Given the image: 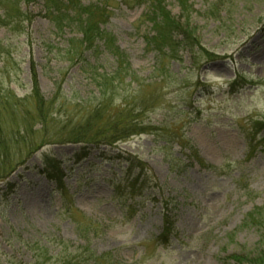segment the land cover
<instances>
[{
	"label": "rangeland",
	"instance_id": "obj_1",
	"mask_svg": "<svg viewBox=\"0 0 264 264\" xmlns=\"http://www.w3.org/2000/svg\"><path fill=\"white\" fill-rule=\"evenodd\" d=\"M78 1L107 11L100 28L142 84L118 94L147 107L139 119L151 130L77 162L83 145L72 129L97 118L89 65L110 74L117 64L88 50L68 61L66 43L79 35L56 36L41 1L20 3L28 21L0 23V96L9 92L15 103L0 107V133L25 131L24 141L0 144V264H85L86 246L115 264H240L264 254V0H165L185 31L161 59L145 42L158 30L152 0ZM33 74L44 106L53 105L43 127ZM118 157L141 161L153 180L142 196H125L130 209L113 200L117 187L126 190ZM166 205L174 232L164 248L157 239Z\"/></svg>",
	"mask_w": 264,
	"mask_h": 264
},
{
	"label": "trees",
	"instance_id": "obj_2",
	"mask_svg": "<svg viewBox=\"0 0 264 264\" xmlns=\"http://www.w3.org/2000/svg\"><path fill=\"white\" fill-rule=\"evenodd\" d=\"M29 1L33 0H0V6L4 9L0 15V23L7 27L13 23H15L14 26H18L20 22L28 21V18L22 15L19 5L22 2L28 3ZM39 1L43 4L45 18H47L54 27V34L56 36L64 34L66 31H71L77 33L80 37H74L66 43L65 51L66 56L69 57L68 61H82V58L84 59V51L88 50L91 51L93 57L96 56L97 60H99V56L102 54H107L111 56L117 64L116 69L110 74H101L98 71L99 67L89 65L90 70L88 73L90 81L99 92V98L95 97L94 100L96 102L91 106L94 108L93 116H97V118L93 119L90 117L89 121L83 122L75 127V129H72L70 135L73 137L74 143L83 145L82 152L75 157V160L79 162L86 158L92 148H113L117 143L124 142L133 136L150 131L151 129L149 126L144 125L142 120L139 119L141 116L140 114L143 113L147 107L143 104L140 105L137 100H129L127 96L123 97L120 93L118 94L122 86L125 87L129 85L130 87L136 83L134 86L141 87L142 84L136 79L127 56L119 50L113 36L100 28L103 21L105 22L107 19V11L101 9L102 7H98L97 5L84 7L78 0ZM164 2L165 0H152L149 5L148 14L152 16L151 20L154 21V26L158 27V30L155 31L154 35L145 40L147 45H153V47H155V51L158 52V59L163 58L165 49H168L172 53L176 52L174 50V33L179 32L181 29L185 31L182 27H179L180 25L178 23L171 20L168 11L165 10ZM9 4L12 8L14 6V9L8 7ZM164 43L166 45L163 46ZM1 53H5V47H3L0 42V54ZM175 57L174 55V58ZM32 77L34 82L32 86V95L38 100L39 105L37 110L38 115L36 117L41 122L42 127L47 126V121L52 119L50 113L53 105L48 104L46 105L48 106L47 108L44 106V102L39 95L35 74H33ZM126 81H128V84H126ZM136 87L133 88L132 92L136 90ZM12 97V94L9 92L8 95L0 96V107H4V111L6 108L12 109V106L15 104H11L10 102ZM99 117L100 121L96 124V120ZM257 126L260 130L259 132H264V124ZM20 131L18 130L16 133L7 136L0 133V144H4L2 141L8 142V145L12 144L14 141H24L25 131ZM51 136L52 134L48 133L44 138L51 139ZM175 138H177L178 144L182 149L189 150V156H192L191 159H195L194 161L198 164L203 163L198 158L196 151L191 148L192 146L189 141L177 136ZM58 139L57 137L55 140L59 141ZM61 143L70 142L68 139H63ZM23 144L26 145V143ZM41 147L42 146H39L38 148ZM116 161V164L120 165L122 169V181L126 189L125 191H128V193H125L124 189L122 190L119 186L116 188V191H114L115 196L113 200L117 201L122 208L130 209L125 196L130 197V199L137 195H139V197L142 196L145 190L149 187H153V180L150 178L148 168L141 161L132 157H118ZM54 163V161L43 160L42 164L46 168H50L54 167ZM208 168L212 169L213 167L208 166ZM150 183L151 185H149ZM131 203L133 204V201ZM170 212L169 205H166L162 222V232L157 239L158 243L164 248L168 246L174 232V222L171 219L172 215ZM258 214L259 216L264 215V209H260ZM249 218L253 217L249 215L246 218V222ZM86 247L85 252H82V262L85 264H115L110 254L97 255ZM69 262L70 261L64 260L63 264H69ZM240 264H264V254H258L253 257L247 256Z\"/></svg>",
	"mask_w": 264,
	"mask_h": 264
},
{
	"label": "clouds",
	"instance_id": "obj_3",
	"mask_svg": "<svg viewBox=\"0 0 264 264\" xmlns=\"http://www.w3.org/2000/svg\"><path fill=\"white\" fill-rule=\"evenodd\" d=\"M208 78H209L210 80L213 79V76H212V74H211V71H209Z\"/></svg>",
	"mask_w": 264,
	"mask_h": 264
}]
</instances>
